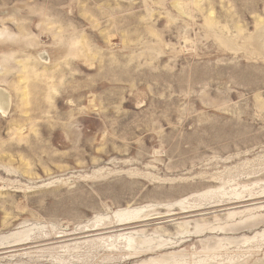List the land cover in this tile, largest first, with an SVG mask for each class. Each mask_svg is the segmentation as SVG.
I'll return each mask as SVG.
<instances>
[{
  "label": "rangeland",
  "instance_id": "374dc122",
  "mask_svg": "<svg viewBox=\"0 0 264 264\" xmlns=\"http://www.w3.org/2000/svg\"><path fill=\"white\" fill-rule=\"evenodd\" d=\"M0 90V264H264V0H0Z\"/></svg>",
  "mask_w": 264,
  "mask_h": 264
},
{
  "label": "bare ground",
  "instance_id": "6f19581e",
  "mask_svg": "<svg viewBox=\"0 0 264 264\" xmlns=\"http://www.w3.org/2000/svg\"><path fill=\"white\" fill-rule=\"evenodd\" d=\"M7 33V32H6ZM8 93V92H7ZM11 95H6L2 90H0V111L2 113H5L9 110L10 108V102H11Z\"/></svg>",
  "mask_w": 264,
  "mask_h": 264
}]
</instances>
